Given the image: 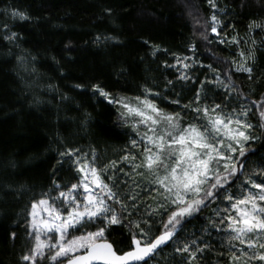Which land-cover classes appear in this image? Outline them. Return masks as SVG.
<instances>
[{
	"label": "snow or ice",
	"instance_id": "obj_1",
	"mask_svg": "<svg viewBox=\"0 0 264 264\" xmlns=\"http://www.w3.org/2000/svg\"><path fill=\"white\" fill-rule=\"evenodd\" d=\"M206 2L209 18L196 17L204 29L200 37L213 43L210 30L216 43L237 47L232 71L222 78L212 63L196 58L195 44L188 46L191 56L153 44V57L164 52L174 58L163 61L177 73L175 80L166 79L165 89L174 91L180 82L174 98L147 86L130 97L93 84V93L114 106L120 124L130 129L128 143L117 159L101 165L94 147L84 152L57 132L59 167L52 183L22 210L29 247L18 255L19 264H152L165 248L171 249L169 264H264V89L257 87L262 77L255 71L257 53L264 49V19L250 21L244 36H229L228 5ZM0 15L31 20L15 5ZM12 28L7 19L0 21V40L19 47L20 34ZM102 39L116 37L97 35V42ZM17 60L24 64L26 57ZM197 65L212 76L197 79L192 71ZM233 72L242 74L240 84ZM189 84L195 85L188 88L194 95L185 103ZM150 97L169 99L181 110L169 111ZM65 166L74 174L70 185L56 178ZM210 207L199 233L189 232L191 221ZM114 226L127 230V242L123 231L113 236ZM11 239H17L15 230Z\"/></svg>",
	"mask_w": 264,
	"mask_h": 264
},
{
	"label": "trees",
	"instance_id": "obj_2",
	"mask_svg": "<svg viewBox=\"0 0 264 264\" xmlns=\"http://www.w3.org/2000/svg\"><path fill=\"white\" fill-rule=\"evenodd\" d=\"M221 3L232 13L224 17L229 36L237 32L244 36L250 21L264 19V0ZM9 5L27 10L31 16L28 21H12L0 15V21L7 19L20 34L19 47L0 40V264H19L18 255L29 247L22 210L52 183L53 170L59 167L57 132L84 152L94 147L101 165L117 159L128 143L130 129L120 124L114 106L93 93V84L130 97L142 95L147 86L174 98L181 91L180 82L174 91L165 89L166 79L175 80L177 73L163 64L164 60L174 62V58L164 52L153 57L151 45L191 56L188 46L195 44L196 58L205 65L212 63L222 78L223 73L232 71L231 57L238 49L216 43L210 30L213 43L200 37L204 29L196 17L208 19L211 14L206 0H0V12ZM106 8L111 13L104 11ZM97 35L116 39L97 42ZM19 55L26 57L24 64L17 60ZM257 56L255 71L262 77L257 87L264 89V49ZM217 58L222 62L217 63ZM192 71L197 79L212 76L206 67L197 65ZM232 74L240 84L237 77L242 74ZM78 83L86 87L76 88ZM249 83L245 78V91ZM190 87L195 85L183 89L185 103L194 95L188 91ZM150 98L169 111L181 110L169 99ZM73 176L65 166L56 178L70 185L75 182ZM142 195L149 196L146 192ZM212 211L210 207L192 220L189 232L198 234ZM114 227L117 232L113 236L123 231L127 242V230ZM13 230L16 241L11 239ZM170 259L169 248L157 256L158 264H169ZM212 260H216L214 255Z\"/></svg>",
	"mask_w": 264,
	"mask_h": 264
},
{
	"label": "rangeland",
	"instance_id": "obj_3",
	"mask_svg": "<svg viewBox=\"0 0 264 264\" xmlns=\"http://www.w3.org/2000/svg\"><path fill=\"white\" fill-rule=\"evenodd\" d=\"M152 264H158V262H157V258H156L155 261L152 262Z\"/></svg>",
	"mask_w": 264,
	"mask_h": 264
}]
</instances>
